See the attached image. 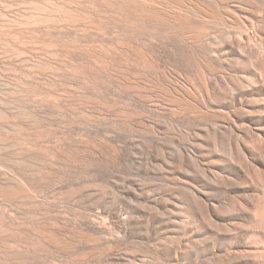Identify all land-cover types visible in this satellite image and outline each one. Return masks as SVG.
Listing matches in <instances>:
<instances>
[{
	"label": "rangeland",
	"instance_id": "374dc122",
	"mask_svg": "<svg viewBox=\"0 0 264 264\" xmlns=\"http://www.w3.org/2000/svg\"><path fill=\"white\" fill-rule=\"evenodd\" d=\"M0 264H264V0H0Z\"/></svg>",
	"mask_w": 264,
	"mask_h": 264
}]
</instances>
